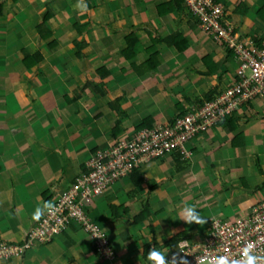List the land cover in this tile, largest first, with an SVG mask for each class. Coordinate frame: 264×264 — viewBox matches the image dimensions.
Masks as SVG:
<instances>
[{
    "label": "crops",
    "instance_id": "1",
    "mask_svg": "<svg viewBox=\"0 0 264 264\" xmlns=\"http://www.w3.org/2000/svg\"><path fill=\"white\" fill-rule=\"evenodd\" d=\"M170 1L0 0V243L24 245L46 205L73 183L96 151L109 149L145 122L153 126L170 123L181 112L199 106V100L213 89L230 83L234 57L222 49L217 58L219 44L201 32L185 3L182 12L176 3L171 10ZM217 1L225 6L227 20L242 37L263 41L264 20L258 11L264 0ZM240 6L247 9L244 15L235 12ZM48 13L51 16L45 24L55 43L52 48L42 47L36 32ZM178 32L187 39L184 50L159 43L158 67L144 76L134 72L133 63L142 64L151 56V37L167 38ZM131 33L139 39L137 56L127 60L123 50ZM75 42L85 43L78 53ZM179 46L184 43L179 41ZM38 51L42 61L27 68L25 56ZM206 56L215 61L217 74H201L207 71ZM102 68L109 72L105 79L97 73ZM100 82L104 97L91 85ZM116 99H120L118 111L111 105ZM248 107L234 115L235 130L215 127L191 141L193 154L188 159L177 164L173 155L140 165L92 200L91 216L111 241L115 264H147L150 260L142 253L148 244L163 247L180 234L203 230L182 218L188 208L204 220L225 212L230 193L238 197L248 190L247 180L235 176L243 156L235 157V153L251 143L258 144L262 156V161L258 157L253 161L258 179L251 182L264 180V133H255L256 127L263 129L264 116L248 118ZM139 175L144 178L141 184L134 181ZM234 177L238 182L229 188ZM162 182L169 193L163 192ZM126 190V196L119 198ZM249 203L242 209L236 205L230 213L247 210ZM113 205L121 206L116 217ZM117 235L125 248H116L113 238L119 242ZM138 255L141 261L135 259ZM101 262L105 264L75 224L45 245L0 260V264Z\"/></svg>",
    "mask_w": 264,
    "mask_h": 264
},
{
    "label": "built area",
    "instance_id": "2",
    "mask_svg": "<svg viewBox=\"0 0 264 264\" xmlns=\"http://www.w3.org/2000/svg\"><path fill=\"white\" fill-rule=\"evenodd\" d=\"M185 5L198 20L201 31L233 53L238 66L230 83L220 86L212 100L192 107L174 122L137 131L119 138L109 149L96 151L86 170L40 215L26 234L24 245L0 244V260L18 256L35 245H45L75 224L88 233L98 258L105 264H115L111 241L87 214L92 200L140 165L173 155L188 157L191 141L216 123L233 118L250 101L264 99V41L242 37L227 20L225 6L217 0H185ZM249 245L253 246L252 255L264 257V197L235 217L211 219L200 239L187 234L169 241L161 252L169 261L178 254L188 264H218L221 257H226L229 264H243V253Z\"/></svg>",
    "mask_w": 264,
    "mask_h": 264
},
{
    "label": "trees",
    "instance_id": "3",
    "mask_svg": "<svg viewBox=\"0 0 264 264\" xmlns=\"http://www.w3.org/2000/svg\"><path fill=\"white\" fill-rule=\"evenodd\" d=\"M173 3H176L177 4V7H179L180 8V10L183 12V9H182V5L185 3V0H173V1H170L169 3H168V6L170 7V9L171 10H175L174 9V7L172 6V4ZM178 8V9H179ZM246 8H244V7H238L236 10H235V12L237 13V14H240V15H244L245 14V12H246ZM48 11H50V10H48ZM258 15L261 17V18H263V20H264V7L262 8V9H260L259 11H258ZM51 15L48 13V14H46L45 15V17H44V19H43V21L41 22V24L38 26V33H39V37L40 38H47V36L49 35V31L46 29V27H45V23H46V21L49 19V17H50ZM193 21H195V23L197 24V26H199V22H198V20L196 19V18H193L192 19ZM195 27V26H194ZM151 37V36H150ZM255 39V38H254ZM151 40H152V42H153V46H151L150 48H149V52L151 53V56H150V58L147 60V61H145L144 63H142V64H136V63H133L132 65H131V68L134 70V72H136L139 76H144V75H146V74H148L149 72H151L154 68H157L158 67V56L156 55V52H157V50H156V45L157 44H159V43H166L167 45H169V46H176L179 50H184V48H185V44L187 43V39L183 36V34H181V33H175V34H173V35H171V36H169V37H167V38H155V37H151ZM126 41H127V46H126V48L123 50V55H124V57L127 59V60H132L133 58H135L137 55H136V52H135V48H136V46H137V44H138V42H139V39H138V37H137V35H136V33H131L130 35H128L127 37H126ZM179 41H181L182 42V44L184 43V46H179ZM256 42H260V40L258 41V39H256ZM55 46V43H51L50 45H49V47L50 48H52V47H54ZM75 46H76V49H77V51L79 52V51H81V49H83L84 47H85V43H83V42H75ZM77 52V53H78ZM228 54L229 55H231V56H233V53L231 52V51H229L228 50ZM42 61V54L38 51V52H36V53H34V54H32V55H26L25 56V58H24V63H25V65H26V67L27 68H31V67H34V66H36V65H38L40 62ZM203 62H204V64H205V66L207 67V71L206 72H201V74L202 75H204V76H212V75H214V74H217V72H218V70H219V68L217 67V65L213 62V59H212V57L211 56H206V57H204V59H203ZM97 73H98V75H99V77L101 78V79H105L106 77H108V75H109V72H108V70H106V69H104V68H102V69H99L98 71H97ZM89 84V83H88ZM91 85L93 86V89H94V91H96L98 94H100V96H102V97H104L105 95H106V91L103 89V87H104V83L103 82H100V83H98V84H95V85H93L92 83H91ZM217 91H218V88H215V89H213L210 93H208V94H206L205 95V97H204V99H201V100H199V105L201 104H203L205 101H210V100H212L215 96H216V94H217ZM119 102H120V99H116L115 101H112L111 102V105L113 106V107H115V110L116 111H118L119 110ZM187 113H185V112H181L180 113V115H179V117H183V116H185ZM179 117H177V118H179ZM176 117L174 118V119H172V121L170 122V123H172V122H174L176 119H177ZM235 120H237V119H233L232 117H230V118H226V119H224V120H222V121H220L219 123H216V125L213 127V128H215V127H224V128H226V129H230V130H235L236 129V124H235ZM119 121L116 123V126H115V131H114V136L115 137H117L118 135H119V133H116V131L117 130H119V129H116L117 127H119ZM155 126H153L152 125V122L150 123V124H148V123H143L141 126H140V128L137 130V131H141V130H143V129H153ZM213 128H211L210 130H212ZM209 130V131H210ZM136 131V132H137ZM205 134V133H204ZM203 134V135H204ZM203 135H201V136H203ZM200 136V137H201ZM175 161H176V163L177 164H179L178 162H180V160L182 159H184V158H181V156L180 155H177L176 157H175ZM86 168H87V166H86ZM86 168H85V170H86ZM84 170V171H85ZM136 174H137V172H135ZM134 173V174H135ZM133 174V175H134ZM136 174L134 175V176H136ZM138 175V174H137ZM78 176V175H77ZM76 176V177H77ZM75 177V178H76ZM74 178V179H75ZM74 181V180H73ZM135 181V183H137V184H141V183H143L144 182V178L141 176V175H139L137 178H136V180H134ZM153 186H151V188H152ZM113 207V216L114 217H116V216H118V213H119V210L121 209V206H118V205H113L112 206ZM124 209H126V208H124ZM144 212L148 215L149 214V210H148V207H145L144 208ZM143 219V217L142 218H140L138 221H141ZM183 236H186V235H183V234H180L179 236H177L176 238H178V237H183ZM175 238V239H176ZM174 239V240H175ZM173 241V240H172ZM168 242L169 241H166L165 242V245H163V247H158L157 246V244L155 243V244H153V245H148V246H146L145 247V250H144V254H143V257L145 258V259H147L148 258V254H149V251L151 250V249H153V248H155V249H157V250H159V251H161V249L162 248H164L165 246L167 247V244H168Z\"/></svg>",
    "mask_w": 264,
    "mask_h": 264
},
{
    "label": "rangeland",
    "instance_id": "4",
    "mask_svg": "<svg viewBox=\"0 0 264 264\" xmlns=\"http://www.w3.org/2000/svg\"><path fill=\"white\" fill-rule=\"evenodd\" d=\"M49 2H51V0H49ZM51 10H52V8H51ZM227 10V9H226ZM40 25V24H39ZM258 26H260L259 25V23H258ZM45 27H46V24H45ZM261 27V26H260ZM263 30H264V27H263ZM36 32L38 33V30H36ZM40 37H39V33H38V39H39ZM40 39H42L43 40V46L42 47H49V45L52 43V38H51V35H48L47 36V38H40ZM263 41H264V38H263ZM218 47H219V50L217 51V52H215V55H216V57L218 58L219 57V55L221 54V51H222V49H225V51L227 52V50H226V48L225 47H223V46H220V45H218ZM222 47V48H221ZM78 52V51H77ZM216 58V59H217ZM213 62H215V61H213ZM237 66H238V64L236 63L235 64V68L233 69V71H231L232 73V75L236 72V68H237ZM226 71V69H223V72H225ZM225 76H227L226 74H225ZM227 78L228 77H226V79L225 80H227ZM230 79L229 80H232V76H230L229 77ZM257 103H256V102ZM249 107H248V113H247V117L248 118H250V117H253V118H262V116H264L263 114H264V99L263 98H258L257 100H254V101H250L249 103ZM259 104H262L261 106H259ZM262 119H264V118H262ZM255 121L257 120V119H254ZM252 122V121H251ZM259 130H260V135L262 134V133H264V126H263V129L262 128H257L256 127V129H255V133L256 132H258L259 133ZM206 134V133H205ZM264 140V139H263ZM199 143V142H198ZM264 149V148H263ZM261 148L258 146V144H257V146H255V144L254 143H251V144H249L248 146H246L245 147V149H243V150H241V152H237V153H235V157L236 156H238V153L240 154H243V156L240 158V160H241V163L238 165L239 166V168L237 169V172H235V176L237 177V178H241L242 179V182H244L245 180H247L246 181V184H244V186L248 189V190H242L238 195V197H234L231 193L229 194V199H228V201H229V203L228 204H230L228 207H226L225 208V212H223V213H218V214H216V216L214 217H210V218H206V223L204 224V226H200L201 228L200 229H203V230H197L196 231V234L194 235V239H200L205 233H206V231H207V228H208V224H209V221L211 220V219H213V218H226V217H235V216H237V215H239V214H241V213H243V212H236V213H234V212H231L230 213V210L232 211V209H233V207H235V209H237V206L236 205H239V207L242 209V208H244L245 207V204H246V202H247V200L248 201H250V203L249 204H254V203H256L257 201H261V200H263V197H264V191H263V185H264V180L261 182V183H259V184H255V183H252L251 181H257V179H258V177L256 176V174L255 173H253V168H254V165H253V161H255V160H257V157L258 158H260L261 159V161H262V156L260 155V153H261ZM188 151V153H187V155H188V157H187V159L193 154V152H191L190 150H187ZM264 150H262V152H263ZM191 159V158H190ZM158 161V160H157ZM156 161V162H157ZM228 168V167H227ZM246 176V177H245ZM236 177H234V178H232V182L231 183H229V184H227V185H229V188H231L233 185H236V182H238V181H235V180H237V178ZM117 184V183H116ZM231 184V185H230ZM160 186H161V188L163 187V182L160 184ZM231 186V187H230ZM185 187H187V185L185 186ZM163 189V192H167V193H169V190L167 189V188H162ZM119 190V189H118ZM235 191H236V193L238 192V188H236L235 189ZM126 194H127V190L125 191V193L124 194H120V195H122V196H118L119 198H123L124 196H126ZM113 196H117L116 195V192L113 194ZM184 202V201H183ZM157 205H159L158 203H157ZM164 206V205H163ZM91 207H88V210L90 211V213H89V218L93 221V217L91 216L92 215V213H93V210H91L90 209ZM164 208H166V206H164ZM229 211V212H228ZM234 213V214H233ZM232 214V215H231ZM206 215H209L210 216V213L209 212H206ZM203 219V218H202ZM228 219V218H227ZM184 221V220H183ZM94 222V221H93ZM95 223V222H94ZM159 229V228H158ZM119 230H123V229H119ZM79 231L81 232V233H83V235H86L87 236V238L90 240V237H89V235H88V233L86 232V231H84L83 229H79ZM117 237H118V239H119V242L117 241V238H113V242H116V248L117 249H120V248H125V246L123 245V243H122V241H121V239H120V236H118L117 235ZM91 242V241H90ZM131 243H132V241H131ZM1 244V243H0ZM129 245H131V244H129ZM134 245H136V244H134ZM149 246H150V244H148ZM147 245V246H148ZM138 249V248H137ZM135 250V249H134ZM144 250H145V248H144ZM121 254V253H120ZM142 254H144V253H142ZM117 256V255H116ZM136 260H138V261H141V257L138 255L136 258H135ZM102 263V262H101ZM103 264V263H102Z\"/></svg>",
    "mask_w": 264,
    "mask_h": 264
},
{
    "label": "clouds",
    "instance_id": "5",
    "mask_svg": "<svg viewBox=\"0 0 264 264\" xmlns=\"http://www.w3.org/2000/svg\"><path fill=\"white\" fill-rule=\"evenodd\" d=\"M187 150H189V146H188V149ZM175 156H177V155H175ZM169 157H171V156H169ZM181 158H184V157L181 156ZM186 158L187 157H185L184 159H186ZM137 169H134V171L137 170ZM133 172H131L130 175ZM88 206H90V205H88ZM46 207H51V202H49V204H47ZM86 211H87V209H86ZM182 218L187 223H193V222H195V223H197L199 225H203V224L206 223V220L202 219L195 212V210L194 209H191V208H188L185 212L182 213ZM38 245H41V244H38ZM180 247L183 248V245H180ZM252 247H253L252 245H249L248 247L245 248L243 255H244V257L246 259L243 261V264H264V257H258V256H255V255H252L251 254ZM148 259L150 261H152L153 264H188V261L185 258L179 257L178 254H175L173 256V259L171 261H169L168 259L165 258V254L163 252H161V251H159V250H157L155 248H153V249H151L149 251ZM199 264H203V262H199ZM218 264H229V261H228V259L226 257H221L219 259ZM232 264H240V262H232Z\"/></svg>",
    "mask_w": 264,
    "mask_h": 264
}]
</instances>
